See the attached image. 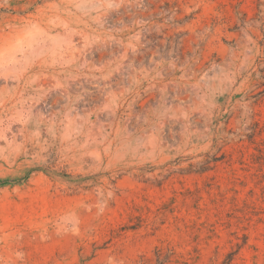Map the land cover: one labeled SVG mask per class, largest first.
<instances>
[{"label": "rangeland", "instance_id": "1", "mask_svg": "<svg viewBox=\"0 0 264 264\" xmlns=\"http://www.w3.org/2000/svg\"><path fill=\"white\" fill-rule=\"evenodd\" d=\"M0 264H264V0H0Z\"/></svg>", "mask_w": 264, "mask_h": 264}]
</instances>
